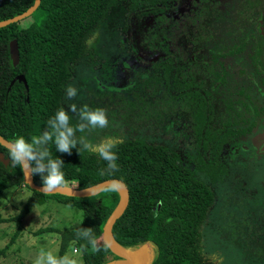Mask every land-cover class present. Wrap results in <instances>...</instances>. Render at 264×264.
<instances>
[{
    "label": "trees",
    "instance_id": "16d2710c",
    "mask_svg": "<svg viewBox=\"0 0 264 264\" xmlns=\"http://www.w3.org/2000/svg\"><path fill=\"white\" fill-rule=\"evenodd\" d=\"M33 1L0 0V20L22 13ZM183 2L193 15L182 10L186 20L175 16V9ZM207 3H211V9ZM211 10L229 12L245 32L238 30L237 37L232 38L213 15L203 17ZM172 13L175 30L173 22L165 24L163 16L171 17ZM222 17L229 22L230 16ZM260 26L264 28V0H40L30 16L0 27V135L7 140L16 135L26 140L38 135L48 117L66 106L64 87H77L78 97L71 102L103 108L110 122L108 128L85 129L83 134L92 142L118 137L119 169L111 176L100 175L105 162L94 154L75 149L70 154L60 153L51 144L49 151L53 158L63 161L69 186L84 188L110 178L127 185V207L112 227L115 241L126 248L152 242L154 257L150 264H220L215 254L236 258L238 250L220 247V252L205 251L203 232L209 231L212 238L217 236L214 224L209 225L215 204L213 185L227 172L226 164L217 159L218 152L224 144L248 133L255 118L264 112L245 94L254 78L253 85L264 88L263 39L260 35L245 39L246 31L252 34ZM156 29L167 31L156 36ZM172 30L175 41L182 40L176 45L168 40ZM105 32L108 37L102 41ZM224 36L228 38L222 42L223 47H213L208 41ZM122 39L129 43L131 52ZM13 40L19 55L16 65L10 53ZM235 40L239 47L226 49L227 43L236 44ZM195 47L209 52V56L210 48L216 49L220 53H211L213 61L228 55L236 64L226 68L221 63H208L205 74L198 69L202 64L190 56ZM119 61L125 68V61L134 68H127V75L132 74L126 76L122 85L130 84L124 89L109 86H117L119 81L104 82L107 65L122 72ZM237 63L242 79L239 73L231 72L235 66L237 69ZM19 74L26 83L15 80L10 85ZM94 76L104 84L99 85ZM241 83L235 99V85ZM182 107L189 109V121L171 114V110ZM242 122L246 125L239 126ZM183 131L186 137L192 135L189 143L199 149L194 157L186 151L190 145L183 142ZM0 152L9 159L1 144ZM33 180L41 185L39 175L33 174ZM22 184L31 189L18 167H12L10 160L7 164L0 161V196ZM31 190L37 195H56L82 210L78 228L58 230L60 255L66 242L73 241L81 251L83 264H103L106 254L117 258L101 243L102 226L119 200L113 187L88 197ZM35 201L37 197L29 199L12 219H21ZM5 220L0 216V222ZM82 229H90L98 237L101 251L92 253L87 248L78 235ZM207 245L211 246L209 242ZM4 253L5 249H0V254Z\"/></svg>",
    "mask_w": 264,
    "mask_h": 264
},
{
    "label": "rangeland",
    "instance_id": "374dc122",
    "mask_svg": "<svg viewBox=\"0 0 264 264\" xmlns=\"http://www.w3.org/2000/svg\"><path fill=\"white\" fill-rule=\"evenodd\" d=\"M115 20L117 18H114ZM107 37L108 33L105 32L101 40L106 41ZM121 42L124 46L127 45L129 52L132 51L126 40L122 39ZM102 43H99V46H104ZM104 48L112 50L111 46H104ZM124 49L125 47L123 51ZM202 56L205 59L210 57L207 51H204ZM208 63L211 62H207L206 65ZM125 64L126 68L120 65V61L118 63L124 77L132 74L127 75V68L134 69L127 61ZM207 68L209 66L205 67ZM103 74L110 80L119 81L122 78L116 66L107 65ZM97 82L99 85L104 84L98 78ZM254 82L255 78L252 79L251 85L247 86V94L264 109V88L253 85ZM171 114L189 121V109L187 113L183 108H176L171 110ZM255 119L264 121V112L262 116ZM182 133L183 142L190 145L192 141L188 138L192 135L186 137L185 132ZM251 136L246 135L243 138L247 145L250 144L248 141ZM261 141H264V137ZM242 147L247 148L246 144L241 145L232 158L229 155L232 148H229L230 150L225 148L221 152L220 158L226 163L228 169L222 180L213 185L216 210L209 215V225L214 224L217 236L212 238L203 232L205 251L220 252V247L228 248L233 252L240 251L236 258L215 254L214 256L220 258V264H224L222 258L232 264H264V154L260 157L258 155L251 157L250 153L253 150L242 149ZM196 150L192 145L186 147V151L192 157ZM199 178L203 179L201 176ZM34 197H37V201L32 204L31 209L21 219L13 220L12 217L21 211L23 204ZM0 216L7 219L0 222V249H5V253L0 254V264H32L35 255L41 249L51 251L57 256H75L78 264H83L81 251L73 241L66 242L62 254L59 253L61 232L58 230L68 231L79 227L82 219L80 207L61 201L56 195H37L22 184L12 186L1 194ZM208 242L210 247L207 245ZM217 245H220L218 249ZM74 249L78 254L73 252ZM109 260L113 259L106 254V262Z\"/></svg>",
    "mask_w": 264,
    "mask_h": 264
},
{
    "label": "clouds",
    "instance_id": "9594fccd",
    "mask_svg": "<svg viewBox=\"0 0 264 264\" xmlns=\"http://www.w3.org/2000/svg\"><path fill=\"white\" fill-rule=\"evenodd\" d=\"M65 105L59 107L45 122L43 130L27 139L23 135H16L6 144L7 154L12 167H18L25 177L33 174L41 178V191L52 193L67 187L64 163L59 157L50 155L49 144L55 151L70 154L72 149L85 151L96 155L105 162L100 175L117 172V146L121 143L115 136H107L97 142H92L83 134L85 129L95 131L110 127L109 119L103 108H89L87 104L77 106L71 102L78 97V88L69 84L63 89ZM77 133L81 135L77 136ZM79 146V148H78ZM79 237L86 241L87 248L96 253L102 250L98 237L90 229H82ZM104 248L107 245H103ZM84 245H81V250ZM77 253V250H73ZM32 264H78L75 256H57L51 251L41 249L34 257Z\"/></svg>",
    "mask_w": 264,
    "mask_h": 264
},
{
    "label": "water",
    "instance_id": "95a60500",
    "mask_svg": "<svg viewBox=\"0 0 264 264\" xmlns=\"http://www.w3.org/2000/svg\"><path fill=\"white\" fill-rule=\"evenodd\" d=\"M40 0H34L32 5L28 7L25 11L15 16L9 17L7 19L0 20V27L6 26L10 23L18 22L28 16H30L33 11L38 7ZM10 53L12 57L13 64L16 65L18 63L19 55L17 44L15 40L10 43ZM23 81L25 82V78L22 74L16 75L10 82V85L15 81ZM9 140L3 138L0 135V144L6 148V144ZM0 161L4 164L9 162V159L4 156L2 152H0ZM23 173V172H22ZM23 181L27 184L31 189L36 190L41 193H45L41 191V185L37 184L33 180V175L30 177H25L23 174ZM106 187H113L119 194V200L106 218L101 232V243L107 245L110 253L115 255L117 258L113 260H109L104 262L103 264H123L120 261H125V264H150L154 257V245L150 241H146L139 245L136 248H126L119 245L113 235H112V227L115 221L122 215L125 208L128 204L129 193L127 185L118 178H110L102 180L94 185L84 187V188H74L72 186L67 185V187L63 190L45 193V194H61L65 196L71 197H88L93 196L101 191H103Z\"/></svg>",
    "mask_w": 264,
    "mask_h": 264
},
{
    "label": "flooded vegetation",
    "instance_id": "af4514ba",
    "mask_svg": "<svg viewBox=\"0 0 264 264\" xmlns=\"http://www.w3.org/2000/svg\"><path fill=\"white\" fill-rule=\"evenodd\" d=\"M235 1H237V0H235ZM211 3H207V6L209 7V9H211L210 7H211V5H210ZM182 10L183 11H186L188 14H191L192 15V13L189 11V8H188V5H185L184 4V2H183V4H182V6L181 7H179V8H176L175 9V16L176 17H184L182 14H181V12H182ZM229 12H227V11H224V10H220V12H218V13H214V11L213 10H211L210 12H204V18H206L207 16H208V14H210V15H213L215 18H216V20H214V21H217V22H219L220 24H221V26H223L224 27V29L225 30H228V31H230V35L232 36V38H236L237 37V34H238V30H240L241 32H245L244 31V27H242V28H239V26L237 25V24H235L234 23V17L233 16H231V14L229 13ZM216 15V16H215ZM223 15H225V16H230V20H229V22H227V19H223ZM164 16V20H166V23L165 24H167V23H171V22H173V26H172V29L173 30H175V21L173 20V18H174V13H172L171 14V17H167V15H163ZM169 16V15H168ZM193 16V15H192ZM166 17H167V19H166ZM186 19H188V17H184V20H186ZM173 30H172V34H169V42L170 43H172L173 45H176L177 43L176 42H179V41H182V40H176L175 41V37H174V34H173ZM167 31V29H164V30H162V31H160V30H158V29H156L155 31H153V33L154 34H156V36H159L160 34L159 33H163L164 35H165V32ZM247 33H248V35L245 37V39L246 40H248L250 37H257L258 35H260L261 37H262V39H263V46H264V28H263V26H260V29H256V30H253V33L251 34V32L250 31H246ZM227 36H224L223 38L222 37H219L218 39H215V40H213L212 38H208V41H209V43H211L212 45L211 46H216V47H223V41H225V40H227ZM235 41H237V40H235ZM239 47V41H237V43L235 44V43H231V42H228L227 43V45H226V49H230V50H235V49H237ZM179 49H181L182 51H183V47L180 45V47H179ZM212 52H215V53H217V54H219L220 53V51H217L216 49H212V48H210V57H209V59H205V58H203V56H202V53H203V51H202V49L200 48V47H195L194 48V50H192L191 51V53H190V56H191V58H193V61L194 62H199L200 64H202V66H200V67H198V69L200 70V71H203L205 74L207 73V71H206V69H205V67H207V62H211L212 63V65H214V64H219V63H221V64H223L226 68H228V67H230V66H232V65H234V64H236V61L234 62L233 60H231V58L228 56V55H226L225 57H219L218 59L219 60H217V61H213L212 60V58H213V56H212ZM237 55H239V54H237ZM195 56H196V59H195ZM248 67V66H247ZM221 69V67H219V70ZM238 69V70H237ZM237 69H236V66L234 67V69L231 71L232 73H233V75H237L238 73H239V78L240 79H242V73H241V70H240V66H239V64L237 63ZM244 73V72H243ZM245 74V73H244ZM120 75L122 76V78L119 80V82H118V84H117V86H118V88L119 89H124V88H126L127 86H129V84L128 85H125V86H123L122 84H123V82H124V80H125V78H126V76L124 77V75L122 74V72H120ZM94 77H96V76H94ZM97 78V77H96ZM109 81H110V79L109 78H105L104 79V82L106 83V84H108L109 83ZM241 85H242V83L241 84H236L235 85V89H234V91H233V95L235 96V99H236V96L238 95V92H239V90H240V88H241ZM109 86H111V85H109ZM111 87H114V86H111ZM189 93V92H188ZM190 94V93H189ZM251 100H253L254 101V99L252 98V97H250V95H248L247 94V91H246V93H245ZM234 105H236L237 106V108H239L238 107V103H235ZM183 109H185V112H187L188 113V108H186V107H182ZM240 109V108H239ZM263 115V113L261 114V116ZM245 120V119H244ZM256 120V122H255V124L250 128V131L248 132V133H245V134H243V135H241V136H238L235 140H234V142L233 143H229V144H224L223 145V147H222V149L218 152V154H217V159L220 161V162H222V163H225V162H223V160L220 158V156H221V152H222V150H224L225 148H227V149H229V148H232L231 149V153L229 154L230 155V157L232 158L233 156H234V152H237L238 151V149L240 148V146L241 145H244V144H246V146H247V148H244V147H242V149H252L253 150V152H251L250 154H251V157L252 156H254V157H257L256 155H258L259 157L260 156H263V154H264V141H261V139L264 137V121H262V120H260V119H255ZM183 121H186V120H183ZM259 121H260V124H259ZM251 122V119H250V117H249V114H248V122L247 123H250ZM241 125H246V123L244 124L243 122H242V124H240L239 126H241ZM246 135H249V136H251V137H249L250 139H249V141L248 142H250V144L249 145H247V143L246 142H244L243 140V138L246 136ZM246 139H248V137L246 138ZM239 144H241L240 146H238ZM197 150H196V152H195V154L199 151V149L197 148V147H195ZM230 150V149H229ZM205 153V152H204ZM195 156V155H194ZM193 156V157H194ZM226 164V163H225ZM227 168V167H226ZM228 169V168H227ZM216 184H218V183H216ZM214 198L216 199V196H215V193H214ZM214 210H216V207H215V204H214V207H213V210L212 211H214ZM205 235H207V234H210V232L209 231H205V233H204Z\"/></svg>",
    "mask_w": 264,
    "mask_h": 264
},
{
    "label": "bare ground",
    "instance_id": "6f19581e",
    "mask_svg": "<svg viewBox=\"0 0 264 264\" xmlns=\"http://www.w3.org/2000/svg\"><path fill=\"white\" fill-rule=\"evenodd\" d=\"M120 262L123 263V264L127 263V262H125V261H120Z\"/></svg>",
    "mask_w": 264,
    "mask_h": 264
}]
</instances>
